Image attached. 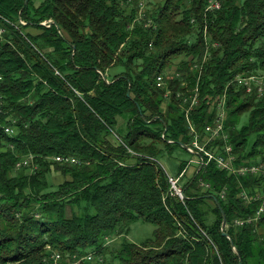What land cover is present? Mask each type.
Returning <instances> with one entry per match:
<instances>
[{
	"label": "trees",
	"instance_id": "1",
	"mask_svg": "<svg viewBox=\"0 0 264 264\" xmlns=\"http://www.w3.org/2000/svg\"><path fill=\"white\" fill-rule=\"evenodd\" d=\"M209 4L0 0V264H43L48 246L92 253L98 264H264V213L235 225L263 204L241 194L264 190V172L233 173L213 160L183 183L182 200L159 162L190 142L177 93L198 87L197 127L214 121V100L226 94L236 166L264 163V95L228 86L237 75L264 76V0ZM167 72L172 99L157 84ZM30 156L37 168L15 173ZM137 220L155 223L154 236L111 248Z\"/></svg>",
	"mask_w": 264,
	"mask_h": 264
},
{
	"label": "built area",
	"instance_id": "2",
	"mask_svg": "<svg viewBox=\"0 0 264 264\" xmlns=\"http://www.w3.org/2000/svg\"><path fill=\"white\" fill-rule=\"evenodd\" d=\"M223 0H210L209 10H218L222 7ZM9 21V20H8ZM10 22V21H9ZM19 24L26 25L27 22L20 18ZM42 24L51 26L52 20H45ZM4 29H1V33ZM180 73H178L179 75ZM173 78L167 73H163L161 80V88L166 89V96L169 99H172V94L174 90L171 87L169 79ZM183 86H187V81H183ZM236 84L238 86H243L247 94H256L258 97L264 95V76L253 74L249 76L237 75L234 77L228 84V86ZM187 92L178 91L177 97L182 99L183 106L186 107V115L189 124V132L191 135V140L188 144L187 150L192 152L199 158V168L203 165L210 163L215 160L218 167L221 169L229 170L233 173L245 174V173H254L258 174L264 172V163L257 164L253 163L249 165L236 166L237 155L234 151V145L230 142V134L227 130V95L214 100L212 105V110L215 112V119L213 122L206 124L202 129H199L191 117L192 110L199 104V88H195L193 93L186 95ZM10 131L13 129L9 128ZM221 141H223L221 143ZM33 157H26L17 163L15 167L17 170L23 168H32V170L37 168V165H32L31 159ZM55 160L62 163H76L78 162L77 158L73 156H56ZM186 171V170H185ZM172 177L170 176L171 182V191L173 195L178 196L180 199L184 200L185 191L181 184V177ZM205 187H209V184H204ZM222 197L224 192H222ZM241 196L249 202L262 200L263 204L258 209L254 216L237 218L235 220L236 226H241L248 223H253L258 221L264 213V190L258 191L253 195H248L246 192H243ZM48 248V256L45 258L43 264H98L99 262H104L102 258L95 256L92 253L78 255V254H64L59 250H53L50 246Z\"/></svg>",
	"mask_w": 264,
	"mask_h": 264
},
{
	"label": "rangeland",
	"instance_id": "3",
	"mask_svg": "<svg viewBox=\"0 0 264 264\" xmlns=\"http://www.w3.org/2000/svg\"><path fill=\"white\" fill-rule=\"evenodd\" d=\"M35 1L36 4L39 5L43 0H35ZM156 1L163 2L164 0H156ZM147 2H149V0H144L145 5ZM249 118H250L249 111L243 113L242 116L239 117L237 126L241 127L242 125L247 124ZM198 159L199 158H197L195 154H193L186 148L175 146L165 155L161 156L159 162L164 166L167 173L174 178L179 176L180 167L182 163L190 162L188 167L186 168V171H184L186 172V175L181 177V184L183 185V183H185L187 179L193 176V174L198 170L199 168L198 166L200 163ZM31 171H33L32 168H27V170H25V173L30 174ZM14 172L17 173L19 171L15 168ZM54 175L56 177H53ZM61 176L62 174L60 172L53 171L50 179L54 184H60L65 179L64 177ZM156 227H157L156 224L153 222L137 220L130 225V229L126 234L113 237L110 240V242H108V244L113 249L119 246V244H121L125 239L137 244H142L143 242L154 236ZM106 258L110 263V258H111L110 255H106Z\"/></svg>",
	"mask_w": 264,
	"mask_h": 264
},
{
	"label": "water",
	"instance_id": "4",
	"mask_svg": "<svg viewBox=\"0 0 264 264\" xmlns=\"http://www.w3.org/2000/svg\"><path fill=\"white\" fill-rule=\"evenodd\" d=\"M26 3H28V0H26ZM52 24H55V21L52 20ZM105 79H107L105 77ZM185 148H188V146L186 144H182ZM222 215H223V223H222V231L223 234L226 235L227 237H230L229 233L227 232L226 228H227V215L224 212V210L222 209ZM233 247L236 248L235 244L233 243Z\"/></svg>",
	"mask_w": 264,
	"mask_h": 264
},
{
	"label": "bare ground",
	"instance_id": "5",
	"mask_svg": "<svg viewBox=\"0 0 264 264\" xmlns=\"http://www.w3.org/2000/svg\"><path fill=\"white\" fill-rule=\"evenodd\" d=\"M200 67V66H199ZM162 75L163 74H160V75H158V77H157V84H158V86L159 87H161V80H162ZM166 90V89H165ZM165 96H166V93H165ZM185 111V110H184ZM7 128V131H10L9 130V128L8 127H6ZM9 133V132H8ZM77 252V251H76ZM80 252V251H79ZM82 252V251H81ZM81 254V253H80ZM83 254H85V251L83 252ZM86 254H88V253H86ZM106 255V254H105ZM106 257V256H105ZM45 258V257H44ZM106 260H107V258H105ZM45 260V259H44ZM44 260H43V262H44ZM42 262V261H41ZM109 262V261H108ZM111 262V261H110ZM41 264V263H40Z\"/></svg>",
	"mask_w": 264,
	"mask_h": 264
},
{
	"label": "crops",
	"instance_id": "6",
	"mask_svg": "<svg viewBox=\"0 0 264 264\" xmlns=\"http://www.w3.org/2000/svg\"><path fill=\"white\" fill-rule=\"evenodd\" d=\"M191 169V168H190ZM189 171H191V170H189ZM59 175V174H58ZM53 177H56L55 175L53 176ZM61 177H63V176H61Z\"/></svg>",
	"mask_w": 264,
	"mask_h": 264
}]
</instances>
